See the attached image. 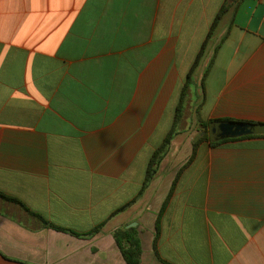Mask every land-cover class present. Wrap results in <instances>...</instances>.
Returning a JSON list of instances; mask_svg holds the SVG:
<instances>
[{"label":"crops","instance_id":"0c3cea01","mask_svg":"<svg viewBox=\"0 0 264 264\" xmlns=\"http://www.w3.org/2000/svg\"><path fill=\"white\" fill-rule=\"evenodd\" d=\"M210 119L264 124V0H0V193L64 230L0 198V264H127L122 228L140 264H264V134Z\"/></svg>","mask_w":264,"mask_h":264},{"label":"trees","instance_id":"16d2710c","mask_svg":"<svg viewBox=\"0 0 264 264\" xmlns=\"http://www.w3.org/2000/svg\"><path fill=\"white\" fill-rule=\"evenodd\" d=\"M226 12V6H224L222 8V10L220 11V13L216 16L214 23L212 25V30L210 35L208 36V38H210L211 34L213 33V31L217 28L220 20L222 19L224 13ZM207 42L204 46V48L202 49L201 53L199 54L197 60H196V64L198 63L199 59L201 58V56L204 54L205 48H206ZM218 49H216V53H217ZM213 61L214 59L211 61L210 66L208 67L204 79L207 78L208 76V72L210 71L212 65H213ZM221 122H229L228 119H210L208 121H205L202 123V127L205 130V137L204 140L205 141H209L211 143L212 147H217L220 146L222 144L227 143L228 141H230V139H225V140H221L218 141L216 140L213 135H211L210 132L213 133V130L215 128V126ZM254 124L256 126H260V127H264V124H255V123H251ZM174 135V129L170 132V134L168 135V137L166 138V140L164 141L162 147L155 153V155L153 156L151 163H150V167L148 170V175H147V179L151 178V176L154 174L155 172V167L157 166V164L159 163L160 159H161V154H163L165 148L167 147V145L170 143L172 137ZM255 134L252 135H247L246 137H251L254 136ZM0 198L3 199L6 202L18 205L20 207H22L26 212H28L31 216L37 218L44 226L46 227H51L54 228L58 231H64L61 228L58 227H54L49 225L41 216H38L36 214L31 213L26 206H24V204H22L19 200L6 196L4 194L0 193ZM124 208H121L120 210H118V212L122 211ZM101 227H97L93 233H96L100 230ZM72 234H75L73 232H70ZM114 238L116 241V244L119 248V250L121 251L125 261L127 262V264H140L141 261V257H142V247H141V242H140V238H139V233L137 231L136 228H122V229H118L114 232ZM159 238V230L157 229L156 232V236H155V241H154V246H156L157 243V239Z\"/></svg>","mask_w":264,"mask_h":264},{"label":"water","instance_id":"95a60500","mask_svg":"<svg viewBox=\"0 0 264 264\" xmlns=\"http://www.w3.org/2000/svg\"><path fill=\"white\" fill-rule=\"evenodd\" d=\"M252 134H264V127L244 122H221L213 130V137L218 140L236 139Z\"/></svg>","mask_w":264,"mask_h":264},{"label":"rangeland","instance_id":"374dc122","mask_svg":"<svg viewBox=\"0 0 264 264\" xmlns=\"http://www.w3.org/2000/svg\"><path fill=\"white\" fill-rule=\"evenodd\" d=\"M221 76H222V75H218L219 78H221ZM209 102H210V101H209ZM206 110H207V109H206ZM210 133H211V135H212V132H210Z\"/></svg>","mask_w":264,"mask_h":264}]
</instances>
